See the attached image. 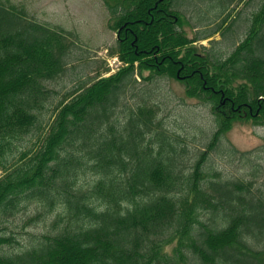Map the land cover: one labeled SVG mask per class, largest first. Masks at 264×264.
<instances>
[{
  "label": "trees",
  "instance_id": "obj_1",
  "mask_svg": "<svg viewBox=\"0 0 264 264\" xmlns=\"http://www.w3.org/2000/svg\"><path fill=\"white\" fill-rule=\"evenodd\" d=\"M101 1L124 67L54 101L70 35L0 0V264H264V192L206 166L236 123L264 126V0L224 60L197 44L229 15L190 38L179 8L195 0ZM209 1L220 17L243 2ZM159 78L212 107L215 130L190 166L158 120ZM29 208L51 229L5 251Z\"/></svg>",
  "mask_w": 264,
  "mask_h": 264
},
{
  "label": "rangeland",
  "instance_id": "obj_2",
  "mask_svg": "<svg viewBox=\"0 0 264 264\" xmlns=\"http://www.w3.org/2000/svg\"><path fill=\"white\" fill-rule=\"evenodd\" d=\"M9 1L22 7L40 24L61 29L70 35L64 72L47 84L48 89L53 91L51 96L54 98L51 100L59 101L79 85L111 75L107 74L108 71L112 73L108 60L111 59L110 52L117 39L110 29L109 16L101 0ZM262 2L263 0H243L242 3L238 1L222 17L218 16L219 10L214 2H185L179 10L184 13L190 27L184 26L183 29L190 38L207 35L229 15L227 26L223 27L219 34L197 44L207 50L217 49L214 52L224 60L244 38L250 17ZM229 26L231 29L224 32ZM215 41H218V44H215ZM144 75L146 76V73ZM153 82L156 83L150 88L158 90V94L153 98L161 104L157 114L158 120L170 133L183 138V147L187 151L185 160L187 166H190L205 150L204 146L215 130L212 107L188 98L183 82L166 78ZM145 84L133 88L142 89ZM129 94L130 92L126 102L129 101L131 105L138 99H132ZM42 114L46 123L51 112L44 111ZM233 149L237 153L232 154ZM206 166L228 182L252 181L253 188L264 192V126L256 125L252 120L236 123L223 135L215 151L209 154ZM29 216H32L31 208L11 219L13 224L8 228L15 232L13 235L18 245L13 244V248H7L5 251L22 247L32 241V236H39L51 229V219L40 217L29 221L33 218Z\"/></svg>",
  "mask_w": 264,
  "mask_h": 264
},
{
  "label": "bare ground",
  "instance_id": "obj_3",
  "mask_svg": "<svg viewBox=\"0 0 264 264\" xmlns=\"http://www.w3.org/2000/svg\"><path fill=\"white\" fill-rule=\"evenodd\" d=\"M190 47V46H189ZM17 119V118H16ZM32 132V131H31Z\"/></svg>",
  "mask_w": 264,
  "mask_h": 264
}]
</instances>
